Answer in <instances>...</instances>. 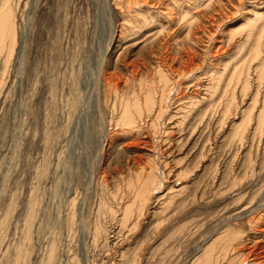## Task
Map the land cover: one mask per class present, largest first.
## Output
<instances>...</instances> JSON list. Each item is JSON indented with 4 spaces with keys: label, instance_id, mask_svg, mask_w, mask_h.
Masks as SVG:
<instances>
[{
    "label": "rangeland",
    "instance_id": "rangeland-1",
    "mask_svg": "<svg viewBox=\"0 0 264 264\" xmlns=\"http://www.w3.org/2000/svg\"><path fill=\"white\" fill-rule=\"evenodd\" d=\"M2 2L8 3L13 14L15 44L7 61L0 62V264H12L18 246L27 250L24 264H41L42 248L54 231L61 237L60 264H130L139 252V264H145L148 250L156 246L169 229L194 217L148 262L190 264L206 237L210 233L216 235L218 219L222 216L220 207L231 205V201H236L241 194H246V200L257 196L253 205L264 203V159L255 151L257 136L252 145L227 143L235 126L232 123L238 124L240 118L232 122L231 117L220 133L202 128L197 144L191 139L186 140L185 135L175 134L174 137L184 139L163 146L161 161L156 157L158 155L150 152V146L143 144L149 140L143 135L132 138L118 134L115 148L105 150L112 128L109 125L112 111L104 105V71L113 72L121 49L128 63L144 59L148 49L145 44L147 33L143 31L121 40L118 43L121 48H113L117 43L112 44L111 38L118 36L122 20L119 9L110 0H0V5ZM244 5L249 11L253 6L264 7V0H244ZM224 6L230 9L228 4ZM241 23V20L237 22L241 29L234 31L231 48L227 47L230 54H238L232 56L228 52L225 57L231 58L226 63H239L253 73L257 58H251L253 42L245 41L247 26H239ZM237 42H241V46ZM263 42L261 39V49L264 48ZM122 64H117L119 70L124 69ZM120 73L123 75L122 71ZM254 74L249 76L251 85L244 96L240 88H236L237 110L249 106L250 96L259 83L254 80L257 78ZM121 89L120 95L127 93L126 89ZM189 93L198 95L191 87ZM203 145L204 149H201ZM249 151L250 166L260 162V167L257 165L247 170L240 164L245 161L241 159L242 155ZM116 153L123 154L129 162L147 164L156 159L164 172L163 184L168 188L182 187V195L167 207L160 206V202L153 203L151 209H147L146 217L142 219L133 213L128 223L120 226L119 213L134 202V190L128 183L134 180L138 171L135 165H130L131 172L125 168L122 170L128 172L115 171ZM215 176H218L217 180ZM224 189L229 194L216 203L205 198L218 196L217 193ZM201 195L202 200H199ZM193 196H196L195 203L191 202ZM72 199L75 204L70 229L64 223V217L68 213L65 207H70ZM235 204L239 205L233 203V207ZM59 205L61 209H58ZM230 214L235 217L238 211ZM168 216L174 217L146 244L155 235L157 225ZM228 226L236 231L246 230L244 221H229ZM97 229L104 235L97 237ZM67 241L71 242L70 247Z\"/></svg>",
    "mask_w": 264,
    "mask_h": 264
},
{
    "label": "bare ground",
    "instance_id": "bare-ground-1",
    "mask_svg": "<svg viewBox=\"0 0 264 264\" xmlns=\"http://www.w3.org/2000/svg\"><path fill=\"white\" fill-rule=\"evenodd\" d=\"M110 1L115 8L119 9L122 20L118 36L111 38V40H113L112 44L117 43L113 48H121L118 44L121 40L135 37L143 31L147 33V41L145 40V44L148 49L145 54L143 53L145 55L144 59L131 63L125 61V52L123 53V49H121L122 51H120L117 56V63L114 66L113 72H110L109 69L104 71L103 80L106 92V102L104 105L107 110L112 111V117L111 119L109 118L111 120L109 125H112V128L111 131H109L110 134L108 133L107 149L105 150L108 151L115 148L116 141L119 140L118 134L121 135V133H123L131 137L143 135V137L149 138V140L147 139L149 143L146 141L143 144L150 146V152L158 155L154 156L160 158L159 160L161 161V155L163 154L162 152H164L163 148L165 146L168 147V145L174 142L179 143L184 139L181 138L182 136L180 137L178 135H185L184 137H187L186 140L191 139L193 144L196 142L198 143L202 128L215 129L217 133H220L222 129H224V126H226L225 123L228 124L227 120L230 121L232 117V122L236 121L235 118H240L238 119L240 122L238 124L232 123L233 126H235L233 130H231L230 139L227 143L245 146L244 144H250L257 136V148L255 151H257L261 159H264V48L261 49V46H259V44L261 45V39H264V7L259 8L253 6L252 10H245L244 0ZM7 4V2H2L0 5V62L7 61L11 56L15 44L13 14ZM227 4L230 9H228V7L226 9L224 8V5ZM240 20L242 23L239 26L243 25L244 28L247 26V30H245V32H247H243L246 34L244 37L245 41L252 40L251 42H253L251 46L253 57L251 58H257L256 65L252 69L257 78L253 79L257 80V83L259 82L252 96H250L249 106L243 110H237L236 88L239 87L240 93L244 96L249 85H251L249 76L250 74L253 75V73L249 72L251 69L248 71L239 63L234 62V65L230 63L229 65L226 63V60L231 58V56L225 57L230 54V49L228 50L227 47L231 48L230 41L236 28H239L237 22H240ZM236 25L237 27H235ZM153 28L156 29V31H154ZM152 30L154 31L153 33L151 32ZM227 33L228 35H226ZM238 33L239 32H237V34ZM237 43L242 44L241 42ZM244 43L245 42H243V44ZM234 51H237V49ZM261 52L263 53L262 55H260ZM234 53L235 52H233V54ZM224 58L225 60H223ZM253 60L256 61L255 59ZM250 61H252V59L249 60V62ZM118 63H123L124 69L119 70L117 67ZM242 63H244V61ZM251 64L254 65L253 62ZM123 70L125 72H123ZM121 71L123 75L120 73ZM228 74L230 76H228ZM190 87L194 88L197 93L199 89L198 95L195 96L194 93H189ZM119 88L123 90L126 89L127 93L123 92V94L120 95ZM188 88L189 91H186ZM175 134H178V137H174ZM201 149H204V145ZM202 151L203 150H201V154ZM122 155L116 153V159L114 160L116 170H113L117 171L123 168L129 170L131 169L130 165H135L138 172H136L137 174H135L133 181H131L132 179L129 180V187H132L134 190V202L131 206H125L122 212L119 213L120 218L118 221L120 226H125L133 213L139 215L140 218L143 219V217H146L148 214L147 209L150 208L153 203L160 202V206L167 207V205H171L177 197L182 195V187L179 189L168 188L165 183L163 184L164 172L161 170L160 162L158 163L156 159V161H147V164H143L140 161L134 160L129 162L125 160V157L123 158ZM127 155L128 154H126V156ZM233 158L235 159L236 157L234 156ZM241 159L247 160V162L241 161L242 163H240L244 165L247 170L251 167L255 168V166L258 165V163L256 164L255 162L253 163L254 166H250V151L242 155ZM236 161H238V159ZM260 166L261 163L259 162L258 167ZM134 172L135 171L132 173ZM121 174H123V172H121ZM114 176L116 177L119 175ZM242 178L245 180L244 176ZM214 179L217 180L218 176H215ZM60 182L62 183V181ZM240 183L241 182H239V186L241 185ZM218 193V196L211 195L205 198H208V202L213 201L216 203L225 198L229 194V191L227 192L224 189L223 192L221 191L220 194ZM245 195L241 194L236 201H231V205L227 204L222 208L220 207L219 211H221L222 216L218 219L219 229L214 233L216 235L210 233L209 236L206 237L204 244L201 245L202 247L198 248L194 255L192 254L193 258L191 257L192 260L190 264H264V203L253 205L257 196L251 197V200H249L250 198L246 200ZM198 197H200V199ZM198 197L199 200H202L203 196L201 195ZM73 199L70 202V207H65V212L67 210L66 208H68V213H65L64 223L70 226V229L74 218L73 208L75 199ZM242 200L244 204H239ZM195 201L196 196H193L191 202L195 203ZM233 203L239 205L236 206L235 204L234 206L236 207H233ZM103 205L104 204L101 206ZM59 207L58 209H61L60 205ZM234 211H238V215L235 217L230 214ZM172 217L174 216H168L167 219L157 225L154 231L155 235H153L146 244L154 239L159 230ZM193 218L194 217L185 222L178 223L176 227H173L171 230L169 229L170 231L168 230L164 236L162 235L163 237L159 240L158 244L148 250L146 258L144 257L145 264H148L152 255L154 253L156 254L170 237H173L177 232H182L185 228L184 226L192 221ZM229 221H244L246 230H233L232 227L230 228L228 226ZM102 230L104 231V229ZM47 231H49V229ZM67 234H69V232ZM102 234L104 235L99 229L95 231L97 237ZM59 237L58 233L54 231L51 237L45 242V248H42L44 252H41L43 254H41L43 257V262H41V264H60L62 261V253L60 250H62V248L60 247L61 249H59L61 242V237L60 239ZM68 241L66 243H68ZM69 243L71 245V242ZM69 243L67 244L68 247H70ZM23 247L24 246L17 247L16 257L12 264H24V262H26L27 250ZM68 252L65 250V253ZM139 254H137L133 263L131 262L130 264H139Z\"/></svg>",
    "mask_w": 264,
    "mask_h": 264
}]
</instances>
